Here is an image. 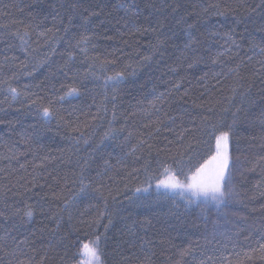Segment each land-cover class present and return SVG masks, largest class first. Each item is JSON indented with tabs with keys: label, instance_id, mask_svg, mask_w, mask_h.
Segmentation results:
<instances>
[{
	"label": "trees",
	"instance_id": "1",
	"mask_svg": "<svg viewBox=\"0 0 264 264\" xmlns=\"http://www.w3.org/2000/svg\"><path fill=\"white\" fill-rule=\"evenodd\" d=\"M84 36L86 54L73 47ZM253 44L264 47V0H0V264H77L96 235L104 264H264V57ZM190 118L189 175L216 128L232 127L224 205L149 187L165 153H132L157 119L178 130ZM164 137L174 134L162 127L152 142Z\"/></svg>",
	"mask_w": 264,
	"mask_h": 264
},
{
	"label": "snow or ice",
	"instance_id": "2",
	"mask_svg": "<svg viewBox=\"0 0 264 264\" xmlns=\"http://www.w3.org/2000/svg\"><path fill=\"white\" fill-rule=\"evenodd\" d=\"M140 31V29H136ZM50 31V30H49ZM67 31V29H66ZM44 35V33H41ZM228 41L231 44L235 45L237 48L239 47L236 44L235 39L233 38V34L231 32L225 33ZM23 40V37H21ZM89 38L87 36L82 37L77 43L73 46L78 48L80 52L85 53L87 52L86 47H82L81 45H87ZM186 48L190 47L189 45H185ZM253 48L257 49L259 55L264 57V47H260L258 45L253 44ZM230 50V49H229ZM27 52V49H24ZM74 58V54L72 52L68 53V60L71 61ZM248 60L251 61L252 57H248ZM217 61L214 59L213 63ZM259 63L264 66V60L258 61ZM192 65L190 64L189 67ZM240 65H237L236 69H230V71L236 72ZM216 75H220L217 73ZM124 73L123 72H116L113 76L106 77L105 84L107 86L108 81H112L113 84L118 83L121 79H123ZM176 89L180 88V84L177 83L174 85ZM9 91L12 93L13 99L19 93L15 88H9ZM74 94H78L77 89L72 88L69 90L66 95L71 96ZM185 95H187V90H185ZM158 97L157 99H161ZM60 99H64V97H60ZM115 99V97H113ZM186 111V110H185ZM52 110L49 107H44L42 109V115L45 118L52 117ZM169 121L175 122V117L169 116L167 118ZM205 118H201L203 121ZM190 124L193 125L192 127L187 126H180L179 129L172 128L165 124V121L157 119L155 121L156 127L149 131L143 138L139 139L137 144L133 146L132 153L134 154L137 151H143L145 148L148 149L149 154H151L152 150H155L157 156H160V153H165L164 159H158L157 163L159 166V176L152 177L148 176L146 182L148 186L151 187V182L153 179L156 180V188L157 189H165L168 191H176L181 190V192L189 193L187 200L189 203H195L200 198H203L204 202H211L217 206L224 205L227 201L228 196L231 193L230 182H231V155H230V145L233 139V130L231 125L226 126L227 130H224L225 125L221 124L219 128H216L214 134V151L212 154L204 160L203 163L199 164L195 167V170L192 171L189 169L191 173L189 175L188 172H185L183 167V156L187 153V151L191 150V145L187 146L185 149L184 140L187 135H192L194 132L199 131V127L196 125L195 118H190ZM167 127L169 131L173 132L174 138L168 139L164 137L166 143L162 146L156 143H153L156 137L160 134L161 128ZM215 127V126H214ZM131 135V134H129ZM195 138V137H193ZM175 148V152H174ZM168 160L172 161V164L168 163ZM119 163V161H118ZM21 168L25 167L24 165L20 166ZM112 165L105 161V171L108 168H111ZM148 171V165H145V172ZM183 176L184 179L181 180L179 177ZM83 184V181H81ZM147 191V188L143 189ZM83 191V187H82ZM137 192L141 191L140 188H137ZM10 206H5L4 210H0V217L7 218L5 216V211L8 210ZM107 207V205H105ZM19 210H17L13 214H18ZM24 215L29 219L33 216V211L30 205L26 206L24 209ZM103 214H101L102 217ZM99 222V219L96 221ZM20 243H23L21 241ZM101 237L100 235H96L94 239L89 240L88 242L81 243L79 246V251L77 254L81 259L77 262V264H104L102 259V251H101ZM261 251H264V244L261 246ZM46 257H41V262ZM23 264V262H20Z\"/></svg>",
	"mask_w": 264,
	"mask_h": 264
},
{
	"label": "rangeland",
	"instance_id": "3",
	"mask_svg": "<svg viewBox=\"0 0 264 264\" xmlns=\"http://www.w3.org/2000/svg\"><path fill=\"white\" fill-rule=\"evenodd\" d=\"M154 188H155L156 190L164 191V192H167V193H170V194H174V195H177V196H180V197H185V198H187L188 195H189V193H187V192H183V193H182L181 190L168 191V190H165V189H163V188H161V189H157V188H156V184H155ZM198 201H204V200H203V198H200V199L197 200L196 202H198ZM80 259H81V257H80Z\"/></svg>",
	"mask_w": 264,
	"mask_h": 264
}]
</instances>
